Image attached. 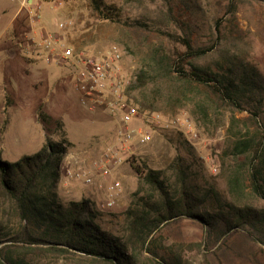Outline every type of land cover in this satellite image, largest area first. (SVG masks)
Listing matches in <instances>:
<instances>
[{"label": "rangeland", "instance_id": "rangeland-1", "mask_svg": "<svg viewBox=\"0 0 264 264\" xmlns=\"http://www.w3.org/2000/svg\"><path fill=\"white\" fill-rule=\"evenodd\" d=\"M103 1L114 5L124 21L138 20L156 29L177 31L179 23L189 24L195 44L211 40L208 22L212 16L230 18L225 15L227 0H197L202 7L201 17L185 10L178 0ZM235 3L237 30L225 24L235 38L231 52L252 63L264 75V0H235ZM33 12L39 14V20L31 25L29 18ZM46 32L73 51L97 56L116 52L119 58L114 62L111 84L116 92L122 91L131 105H135L134 98L127 91L145 53L155 46L170 48L157 32L130 31L120 23L99 18L84 0H0L2 160L16 161L34 154L47 135L58 140L60 131L54 128V122L60 121L71 146L60 163V179L54 190L58 202L89 199L97 211L99 225L118 235L124 211L134 195L147 191L132 165L142 169L145 163L151 169H163L178 149L193 163L200 186L224 191L226 174L221 162L224 152L237 139H250L256 134L255 125L246 113L220 109L200 86H183L172 100L156 103V111H140L135 105L139 115L127 125L134 137L123 142L117 134L120 113L106 107L107 100H113L114 91L105 92L93 108L81 104L73 67L53 59L46 62V51L36 46ZM31 40L36 44H31ZM216 57L217 54L208 61L214 62ZM197 105L206 107L205 117L198 112ZM40 112L50 118L49 124L40 118ZM140 133L149 135L144 144L137 140ZM105 169L107 174L102 173ZM86 178H91V182L87 183ZM112 181H119L120 187L113 193L115 204L106 207L103 205L112 194L108 191ZM8 228L15 230L16 221ZM202 237L197 222L183 220L162 227L155 235L152 249L161 259L180 255L189 264H206L199 249ZM228 244L241 245L236 237ZM244 250L249 252L247 246ZM252 252L264 264V251L252 249ZM13 257L28 264H96L80 255L49 252H20L13 253ZM141 264L156 263L145 256Z\"/></svg>", "mask_w": 264, "mask_h": 264}, {"label": "trees", "instance_id": "trees-1", "mask_svg": "<svg viewBox=\"0 0 264 264\" xmlns=\"http://www.w3.org/2000/svg\"><path fill=\"white\" fill-rule=\"evenodd\" d=\"M84 1L99 18L130 31L157 32L170 44V48L155 46L145 53L128 88L127 95L133 96L140 111L158 110L156 103L172 100L183 86H200L220 109L246 113L256 134L237 139L224 152V191L200 186L193 163L178 149L163 169H151L145 163L142 169L132 165L147 191L134 195L118 235L99 225L89 199L58 202L54 190L71 143L62 123L55 121L58 140L47 135L32 155L16 161L0 158V264H28L14 259L13 253L29 251L80 255L96 264H141L145 256L156 264H189L180 255L161 259L152 249L162 227L183 220L200 225L199 249L206 264H263L252 249L264 251V75L231 52L235 38L225 24L237 30L235 0H227L229 19L211 17V40L206 44L194 43L189 24L179 23V31L156 29L138 20L120 19L119 10L103 0ZM178 1L185 10L202 15L197 0ZM216 54L214 62L208 61ZM205 109L198 106L204 117ZM39 114L49 124L50 118ZM15 221L17 228H8ZM233 237L241 245L228 244Z\"/></svg>", "mask_w": 264, "mask_h": 264}, {"label": "built area", "instance_id": "built-area-1", "mask_svg": "<svg viewBox=\"0 0 264 264\" xmlns=\"http://www.w3.org/2000/svg\"><path fill=\"white\" fill-rule=\"evenodd\" d=\"M39 20V14L33 12L30 15L29 22L34 25ZM63 27V24L59 25ZM42 40L36 46H41L47 53L46 62L55 60L62 64H70L76 73V88L81 95V104L93 108L100 100L105 92L110 89L114 91L113 100H107L106 107L109 111H118L120 113V124L117 134L123 142H128L134 137L132 129L127 127L128 123L137 118L139 111L135 105H131L124 98L121 92H116L114 84H111L112 72L114 70V62L119 58L116 52H112L109 56L91 55L85 51H73L70 47L65 46L52 33H42ZM31 44H36L32 40ZM96 99L95 102L89 103L88 99ZM149 139L148 133H140L138 142L144 144ZM107 170H103V174H107ZM86 182L90 183L91 178H86ZM120 187L119 181H112L108 185V191L111 196L104 203L106 207H112L115 204L113 193H117Z\"/></svg>", "mask_w": 264, "mask_h": 264}]
</instances>
